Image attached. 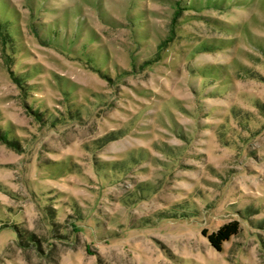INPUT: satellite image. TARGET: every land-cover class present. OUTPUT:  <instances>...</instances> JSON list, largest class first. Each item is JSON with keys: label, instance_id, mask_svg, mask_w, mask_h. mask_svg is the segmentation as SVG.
<instances>
[{"label": "rangeland", "instance_id": "1", "mask_svg": "<svg viewBox=\"0 0 264 264\" xmlns=\"http://www.w3.org/2000/svg\"><path fill=\"white\" fill-rule=\"evenodd\" d=\"M0 27V264H264V0H0Z\"/></svg>", "mask_w": 264, "mask_h": 264}, {"label": "trees", "instance_id": "2", "mask_svg": "<svg viewBox=\"0 0 264 264\" xmlns=\"http://www.w3.org/2000/svg\"><path fill=\"white\" fill-rule=\"evenodd\" d=\"M177 16L179 11H176ZM175 21V19H174ZM1 28V27H0ZM2 43H4L3 36L1 35ZM239 224L237 221H232L230 223L220 226L215 232L208 235L207 240L211 247L216 250H221V246L224 242L228 241L232 236L239 233Z\"/></svg>", "mask_w": 264, "mask_h": 264}]
</instances>
